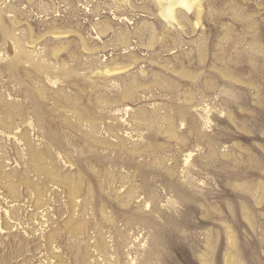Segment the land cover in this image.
I'll list each match as a JSON object with an SVG mask.
<instances>
[{"label":"rangeland","instance_id":"374dc122","mask_svg":"<svg viewBox=\"0 0 264 264\" xmlns=\"http://www.w3.org/2000/svg\"><path fill=\"white\" fill-rule=\"evenodd\" d=\"M203 9L197 25L155 0H0V264H264V0ZM139 113L153 125L126 138ZM48 168L81 170L73 202Z\"/></svg>","mask_w":264,"mask_h":264},{"label":"bare ground","instance_id":"6f19581e","mask_svg":"<svg viewBox=\"0 0 264 264\" xmlns=\"http://www.w3.org/2000/svg\"><path fill=\"white\" fill-rule=\"evenodd\" d=\"M156 2H157V4H158V6H159V13H160V15L162 16V17H164L168 22H170V23H179V24H181V22L183 21L184 22V20L186 19V18H184L185 17V14L183 13L185 10L186 11H192V10H194L195 11V13H196V24L197 25H199L200 23H201V16H202V14L204 13V9H203V2H204V0H155ZM186 20H188V19H186ZM258 47V46H257ZM16 64H17V62L15 61L14 63H13V67L15 68L16 67ZM111 71H114V70H112V69H107V70H105V72H107V73H110ZM49 74V73H48ZM238 79V78H237ZM130 89V88H129ZM126 92V91H125ZM131 93V92H130ZM130 93H129V91L127 90V92H126V95L127 94H129L130 95ZM125 94V93H124ZM61 95V94H60ZM64 96V95H63ZM55 97V96H54ZM39 98V97H38ZM38 100V99H37ZM37 100L35 99V97H34V101H35V106H36V112H37V118H38V120H39V122H42L44 119V116H43V113L46 111V110H44V111H41V108H42V106H41V104L40 103H38L37 102ZM40 102V101H39ZM101 102V101H100ZM115 102V101H114ZM116 103V102H115ZM112 104H113V106H112ZM10 105V104H9ZM11 107H13V106H11ZM11 107H9V108H7L6 107V109L4 110V111H1L2 109H0V114H5V119H3V118H1V116H0V127L1 128H3L4 130H6V131H11L12 129H13V127H12V120H13V118H14V114H13V112L11 111ZM112 107H115L114 106V103H110V102H108V103H106V108H112ZM44 109V108H43ZM113 109V108H112ZM83 110V109H82ZM178 111H179V109H178ZM185 111V110H184ZM180 112V114H181V111H179ZM182 112H183V110H182ZM129 113V111H128V109L126 110V114H128ZM185 113V112H184ZM183 115V114H182ZM175 116V115H174ZM78 118H79V120H81V122H79V123H82V119H83V116L81 115V114H78V116H77ZM183 117V116H182ZM87 118V117H86ZM149 118V117H148ZM176 118V117H175ZM85 119V118H84ZM93 119V118H92ZM91 119V120H92ZM135 120H137L138 122H137V127L135 128L134 127V125L132 124V125H130V122L128 121V119L127 118H121L120 120H121V122L122 123H120L119 124V126H124V131L126 132V138H133L134 137V135H133V133L135 132V135H136V133H137V135H140V136H142V134L140 133V131L141 130H143V129H149L150 128V126L151 125H153V124H151L152 123V121H149L148 122V119H147V117H146V115L144 114V113H139L137 116H136V118H134ZM169 119H171V117H167L166 118V120H169ZM88 120H90V119H88ZM86 121V122H88L89 123V125H91V126H95L94 128H92V131H90V136H93V132H95V130H96V124H94L93 122L95 121ZM85 122V123H86ZM95 123H96V121H95ZM108 129H109V131H110V133L112 134V136H116V137H119V142L116 144H111V146L113 147V148H115V147H119V149L120 150H123V151H126L127 153H129L130 154V157L131 158H136L137 156H139V155H141L142 154V152H143V149L144 148H146V146L145 145H142V143L141 144H137V146H134V147H130V148H126V146H125V142H124V138L122 139V138H120V135L118 136L117 135V128H116V125H113V124H108L107 126H106ZM171 128V127H170ZM170 128H168L167 130L169 131V130H171ZM175 130V129H174ZM173 131V130H172ZM172 131H170L169 133H168V135L170 136L171 135V132ZM194 131H195V129H194ZM174 132V131H173ZM172 132V133H173ZM196 132H198V133H200V131H195V133ZM11 133H15V132H10V134ZM197 133V134H198ZM175 134H176V132H175ZM174 134V135H175ZM8 135V134H7ZM173 135V134H172ZM12 137H13V135H12ZM47 137H48V139L50 140V143H52V144H54V145H56V146H61V144H62V137H61V135H59V134H57V132H53V130H49V131H47ZM139 137V136H138ZM14 138H16V139H19L18 138V136L17 135H15V137ZM14 138H13V140H14ZM93 138H94V142L96 143V144H99V143H101L102 141L100 140V139H98V138H96V137H94L93 136ZM135 138V137H134ZM30 140V139H29ZM90 141V140H89ZM89 141H88V143H89ZM91 142V141H90ZM31 143L32 142H30V144H26L27 145V148H26V151L28 152V151H30V153H31V157H32V160L34 161V160H37V159H41L44 155L45 156H49V157H53V155H52V150L50 149V147L47 145V148H46V150L45 151H38L33 145H31ZM94 144V143H93ZM90 145V144H89ZM131 145V144H130ZM125 152V153H126ZM32 162V161H31ZM67 162V161H66ZM133 162V161H132ZM126 167V166H125ZM131 167H140L139 165H136L135 163L131 166ZM178 166L176 165V167L174 168V169H172L171 170V174H177V172H176V168H177ZM129 168V167H128ZM49 169V168H48ZM130 169V168H129ZM136 169V168H135ZM0 170H1V166H0ZM136 170H139V169H136ZM46 172H47V176H49V178H51L55 183H57V184H61L64 188H65V190H66V193H67V197H68V199H69V201L70 202H73L77 197H78V195H79V193H80V190H81V185H80V183L83 181H81L80 182V180H81V174H82V172H81V170L79 169V171H78V173H76V174H74V173H58V172H56L55 170H46ZM1 173V172H0ZM84 173V172H83ZM120 175V174H119ZM121 175H125V174H121ZM120 175V176H121ZM83 177H84V175H82ZM128 176V175H127ZM128 177H130V176H128ZM122 178V177H121ZM127 178V177H126ZM173 178V177H172ZM129 179H131V178H129ZM128 179V180H129ZM143 179H144V177H143ZM126 180V179H125ZM175 180V179H174ZM131 181V180H130ZM129 181V182H130ZM30 182V181H29ZM177 182V181H176ZM27 183V182H26ZM83 183V182H82ZM81 183V184H82ZM142 183H143V185H144V187H146V188H144L145 190H143L142 192L143 193H145V194H147L146 195V197H145V199H144V203H148L149 202V199L151 198V195H152V190L147 186V182L145 181V179H144V181H142ZM28 184V183H27ZM170 184V183H169ZM181 185H177V184H175V183H172V184H170V185H166L165 187H167L168 186V192L169 193H179V195H180V193L182 192V193H184V191H185V187H184V185H182V183H180ZM15 185V184H14ZM29 186V185H28ZM128 187H130L129 185H128ZM135 187H137V186H135ZM131 188H133V187H131ZM91 189V188H90ZM135 189V188H134ZM134 189H130V190H125L126 191V193L127 194H129V196L126 194V196H128L129 198H130V201L131 200H133V199H137L138 197H140L141 196V192H140V190L138 191V188L136 189V190H134ZM167 192V193H168ZM41 193V192H40ZM36 194V193H35ZM153 194H155V193H153ZM40 195V197H41V194H39ZM173 195V194H172ZM175 195V194H174ZM188 195V194H187ZM36 197V196H35ZM127 197V198H128ZM126 200V199H125ZM128 200V199H127ZM134 201V200H133ZM128 203V202H127ZM130 204V203H129ZM126 205H128V204H126ZM109 221H111V222H115L116 221V219L114 220V219H109ZM149 222V221H148ZM78 229H79V227H77ZM50 241H54V237H50Z\"/></svg>","mask_w":264,"mask_h":264}]
</instances>
